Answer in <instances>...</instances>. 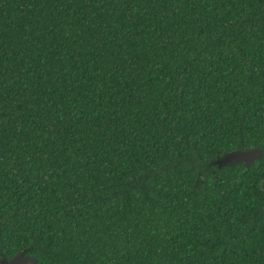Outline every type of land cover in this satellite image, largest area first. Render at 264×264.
Masks as SVG:
<instances>
[{"label": "trees", "instance_id": "trees-1", "mask_svg": "<svg viewBox=\"0 0 264 264\" xmlns=\"http://www.w3.org/2000/svg\"><path fill=\"white\" fill-rule=\"evenodd\" d=\"M23 250L264 264V0H0V257Z\"/></svg>", "mask_w": 264, "mask_h": 264}, {"label": "water", "instance_id": "water-1", "mask_svg": "<svg viewBox=\"0 0 264 264\" xmlns=\"http://www.w3.org/2000/svg\"><path fill=\"white\" fill-rule=\"evenodd\" d=\"M262 155L263 152L261 149L237 150L222 155L214 164L218 168L231 167L239 163H242L245 167H249L254 161L260 160ZM25 253L26 251L23 250L10 259L0 257V264H37L32 257Z\"/></svg>", "mask_w": 264, "mask_h": 264}]
</instances>
